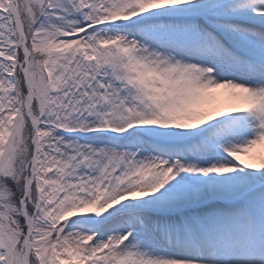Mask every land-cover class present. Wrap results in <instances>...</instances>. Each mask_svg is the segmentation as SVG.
Listing matches in <instances>:
<instances>
[{"label":"snow or ice","instance_id":"1","mask_svg":"<svg viewBox=\"0 0 264 264\" xmlns=\"http://www.w3.org/2000/svg\"><path fill=\"white\" fill-rule=\"evenodd\" d=\"M0 264H264V0H0Z\"/></svg>","mask_w":264,"mask_h":264}]
</instances>
